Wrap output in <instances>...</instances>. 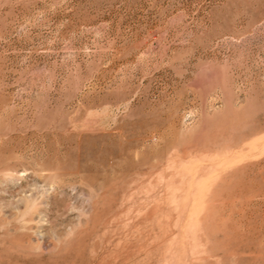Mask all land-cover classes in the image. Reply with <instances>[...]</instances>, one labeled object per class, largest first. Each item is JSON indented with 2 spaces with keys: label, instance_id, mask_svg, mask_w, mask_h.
Wrapping results in <instances>:
<instances>
[{
  "label": "rangeland",
  "instance_id": "obj_1",
  "mask_svg": "<svg viewBox=\"0 0 264 264\" xmlns=\"http://www.w3.org/2000/svg\"><path fill=\"white\" fill-rule=\"evenodd\" d=\"M0 264H264V0H0Z\"/></svg>",
  "mask_w": 264,
  "mask_h": 264
}]
</instances>
